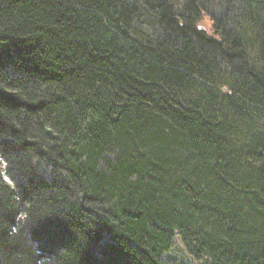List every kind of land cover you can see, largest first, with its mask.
Segmentation results:
<instances>
[{"label":"trees","instance_id":"1","mask_svg":"<svg viewBox=\"0 0 264 264\" xmlns=\"http://www.w3.org/2000/svg\"><path fill=\"white\" fill-rule=\"evenodd\" d=\"M0 264H264V0H0Z\"/></svg>","mask_w":264,"mask_h":264},{"label":"rangeland","instance_id":"2","mask_svg":"<svg viewBox=\"0 0 264 264\" xmlns=\"http://www.w3.org/2000/svg\"><path fill=\"white\" fill-rule=\"evenodd\" d=\"M206 8L208 7V9L210 8H214L215 7V4L214 3H208L206 4L205 6ZM215 9V8H214ZM213 9V11H214ZM199 25L205 29L207 32H211V25H212V22L210 21V19L206 16V15H203L201 20L199 21Z\"/></svg>","mask_w":264,"mask_h":264},{"label":"water","instance_id":"3","mask_svg":"<svg viewBox=\"0 0 264 264\" xmlns=\"http://www.w3.org/2000/svg\"><path fill=\"white\" fill-rule=\"evenodd\" d=\"M203 29V28H202Z\"/></svg>","mask_w":264,"mask_h":264}]
</instances>
